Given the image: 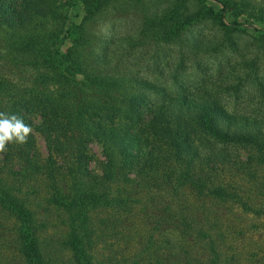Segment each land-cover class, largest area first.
I'll use <instances>...</instances> for the list:
<instances>
[{
    "label": "trees",
    "instance_id": "trees-1",
    "mask_svg": "<svg viewBox=\"0 0 264 264\" xmlns=\"http://www.w3.org/2000/svg\"><path fill=\"white\" fill-rule=\"evenodd\" d=\"M114 1L81 0L82 19L73 22L64 14L62 0H0V48L5 50L0 60L36 71L27 87L0 76V112L15 114L34 127L49 150L43 158L32 131L26 143H10L0 154V207L20 223L23 262L57 264V257L68 252L66 264L260 263L251 250L245 255L229 242L227 228L234 205L256 211L249 197L264 195L226 180L219 167L227 162L235 175L257 176L264 169V126L259 120L235 117L220 98H198L181 87L171 92L148 77L116 70L96 50L90 34L92 22ZM191 1L173 0L148 19L150 30L173 41L198 17H208L232 38L233 32H242L245 21L264 33L263 4L196 0L200 7L193 12ZM94 139L104 147L100 174L89 168V143ZM233 145L245 149L243 163L228 162ZM31 180L44 185L46 210L56 206L58 222L67 223L56 243L58 252L51 250L56 234L42 232L48 223L45 208L37 210L45 204L35 195L39 189L33 188L32 196L25 191L32 188ZM149 193L166 197V204L160 205L152 199L156 216L141 205L152 219L149 230L138 236H102L107 229L129 225L127 214ZM98 210L109 214L100 213L97 223ZM121 238L137 243L130 257L118 254L111 242ZM101 243L111 246L105 261L97 254Z\"/></svg>",
    "mask_w": 264,
    "mask_h": 264
},
{
    "label": "rangeland",
    "instance_id": "rangeland-1",
    "mask_svg": "<svg viewBox=\"0 0 264 264\" xmlns=\"http://www.w3.org/2000/svg\"><path fill=\"white\" fill-rule=\"evenodd\" d=\"M62 1L65 4L64 14H69L73 22H79L83 14L81 0ZM172 1H114L90 26V34L96 50L102 51L109 63L116 66V70L131 71L148 77L171 92L181 87L185 92L195 94L198 98H220L235 117L248 118L250 121L259 120L264 126V40H262L264 33L249 28L246 25L248 22L245 21V27H241L242 32H233L232 38L229 31L219 22L208 17H198L185 29L181 35L182 38L168 41L162 33L152 32L147 23L150 17L167 9ZM235 1L240 2V0ZM251 1L264 5V0ZM197 5L198 2L192 0L189 6L193 7L195 12L200 7ZM2 36L3 33L0 32V40L4 39ZM233 42L237 45L232 46ZM194 44L199 45L200 48L192 49L191 45ZM4 52L5 50L0 48V56H5ZM30 68L9 66L2 59L0 60V76H4L16 87L31 86L36 71ZM153 97L157 99L156 96ZM145 114L148 120L149 113ZM38 118L39 116H36V120ZM31 128L35 132L42 157L46 158L49 154L47 142L42 134L34 127ZM89 148V168L92 172L100 174L101 163L105 160L103 144L99 139H94L89 143ZM203 151L206 152V149L203 148ZM229 151L228 162L240 160L243 163L246 160V151L242 146L233 145ZM226 163H220L219 167L220 173L226 180H233L235 185L242 188L261 191L264 195V169L260 170L255 177L248 173L235 175V170L229 165L226 166ZM29 183L32 188H25L27 194L32 196L30 193L33 188L37 191L39 189V194L35 192V195H40L42 197L40 201L45 202L39 208L37 205L39 212L42 207L45 208L44 213L46 212L43 218L47 220L48 225L42 226V232L56 234L53 235L55 239L51 250L58 252L60 245L56 243L68 228L67 223L58 222L60 209L56 206L46 210L47 199L44 198L47 192L44 185L39 180H31ZM152 195L149 193L141 196L142 203L127 214L129 225H120L114 231L107 229L102 236L110 232H132L133 234L136 232L135 235L138 236L141 235L139 232L149 230L152 219L146 213L147 210L141 209V205L145 203L146 207L151 208L150 215L156 216L152 199L159 205L162 202L166 204V197ZM249 199L255 204L256 211H246L239 204L230 205L234 207L228 215L231 220L227 228L229 242L240 247L245 255L248 254V249L251 250V254H255L257 259H260V263L254 261V264H264V212L257 213L258 210L264 211V205H262L264 197L256 196L254 199L253 197ZM100 213L101 210L95 212L94 217L97 223ZM108 214L109 212L101 213L100 217H106ZM111 221L114 222V220ZM19 224L16 218L0 207V264H26L18 250L17 225ZM125 241H129L127 247H125ZM111 242L118 247L120 255L130 257L133 249L137 248L136 241L126 238L117 241L112 239ZM110 247L104 246V243L99 245L97 254L103 261L108 254L111 255ZM69 256L68 252L59 255L57 264L68 263ZM244 264L252 263L246 261Z\"/></svg>",
    "mask_w": 264,
    "mask_h": 264
},
{
    "label": "clouds",
    "instance_id": "clouds-1",
    "mask_svg": "<svg viewBox=\"0 0 264 264\" xmlns=\"http://www.w3.org/2000/svg\"><path fill=\"white\" fill-rule=\"evenodd\" d=\"M31 132L32 128L22 118L0 112V153L6 152L10 143H26Z\"/></svg>",
    "mask_w": 264,
    "mask_h": 264
}]
</instances>
